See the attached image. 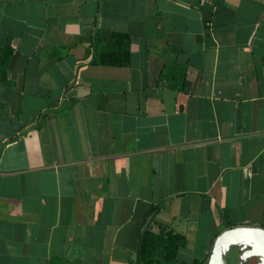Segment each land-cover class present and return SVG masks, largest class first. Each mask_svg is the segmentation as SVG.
Here are the masks:
<instances>
[{
  "label": "crops",
  "instance_id": "1",
  "mask_svg": "<svg viewBox=\"0 0 264 264\" xmlns=\"http://www.w3.org/2000/svg\"><path fill=\"white\" fill-rule=\"evenodd\" d=\"M0 40V264H137L162 228L152 264H264V0H0Z\"/></svg>",
  "mask_w": 264,
  "mask_h": 264
},
{
  "label": "trees",
  "instance_id": "2",
  "mask_svg": "<svg viewBox=\"0 0 264 264\" xmlns=\"http://www.w3.org/2000/svg\"><path fill=\"white\" fill-rule=\"evenodd\" d=\"M13 55L12 44L9 41L0 40V76L6 83L9 82V65ZM100 58L102 63L110 66L129 65L131 61L130 36L115 33L112 41L103 46ZM186 246V237L174 230L162 228L157 233L152 229H145L138 245L137 264H152L159 256L168 262L175 260L180 250Z\"/></svg>",
  "mask_w": 264,
  "mask_h": 264
}]
</instances>
